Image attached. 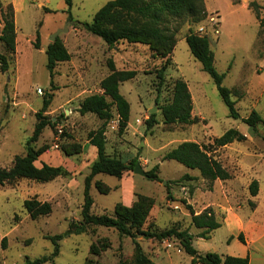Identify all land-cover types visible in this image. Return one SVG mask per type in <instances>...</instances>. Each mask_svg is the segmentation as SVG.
Here are the masks:
<instances>
[{
    "label": "rangeland",
    "instance_id": "obj_1",
    "mask_svg": "<svg viewBox=\"0 0 264 264\" xmlns=\"http://www.w3.org/2000/svg\"><path fill=\"white\" fill-rule=\"evenodd\" d=\"M0 1L5 7L13 0ZM107 1L72 0V20H68L65 0H14L15 52L10 54L0 42V51L8 60L7 70L0 71V167H9L15 155L24 154L36 123L35 113L49 94L51 101L43 114L54 121V126H46L35 143L36 148H47L35 165H61L63 153L59 148L75 150L68 145L87 140V132L102 122L92 113L80 115L76 111L84 96L102 91L99 82L109 73L108 61H113L116 69H134L135 77L119 86L130 104L127 126L119 133L114 114L105 133L111 156L126 163L135 158L144 171L157 165L153 172L159 180L126 170L135 185L133 231L159 232L172 226L187 229L194 235L192 245L198 253L222 255L231 240L229 226L224 224L240 208L241 214L248 211L243 206L249 207V183L256 179L258 185L264 184V124L252 129L241 120L252 110L264 119V0H204L205 19L173 23L175 44L165 56L154 54L148 45L127 41L108 47L100 37L75 24L90 22ZM2 25L0 12V30ZM58 29L62 30L56 37L66 46L70 59L58 62L51 78L44 51ZM36 30L39 48L34 47ZM189 30L208 37L214 67L224 73L222 85L232 91L238 118L229 116L211 76L190 53L184 39ZM161 66L164 75L158 87L157 69ZM177 78L187 83L191 114L197 118L193 124L163 123L161 106L171 101L172 83ZM151 113L157 122L147 128L145 119ZM231 127L242 132L245 139L214 146V137ZM186 140L206 147L229 178L208 180L197 169L163 160L164 153ZM80 170L79 175H87V168ZM120 178L104 173L91 178L92 213L114 215L115 204L122 200ZM83 181L69 172L47 182L21 178L0 185V264H23L26 258L49 255L53 244L47 237L54 234H64L58 241V254L42 264H133L131 237L120 235L114 228L89 224L82 233L67 232L70 224L81 221ZM96 181L103 188L108 186V192H99ZM33 197L49 202L51 212L31 219L23 201ZM188 204L197 213L210 207L222 225L207 238L197 237L202 229L190 225ZM135 239L158 264H191V257L174 238L158 241L138 234Z\"/></svg>",
    "mask_w": 264,
    "mask_h": 264
},
{
    "label": "trees",
    "instance_id": "obj_2",
    "mask_svg": "<svg viewBox=\"0 0 264 264\" xmlns=\"http://www.w3.org/2000/svg\"><path fill=\"white\" fill-rule=\"evenodd\" d=\"M65 3L68 7V20H72L70 13L72 0H65ZM0 12L3 21L0 30V42L10 54H13L15 52L16 29L12 4L8 3L3 7L0 1ZM206 15L204 0H108L94 13L90 22H74L85 31L100 37L108 47H113L120 41H127L129 43L148 45L154 54L165 56L175 44L174 31L176 25H173V23L180 24L182 21L197 23L205 19ZM39 37V32L36 30L35 48H39ZM184 39L192 56L201 63L202 69L211 76L223 102L228 108L229 116L238 118L239 114L234 106L235 101L231 98L232 91L222 85L224 73H219L214 67V53L209 46L208 37L189 30L185 34ZM44 52L46 55V68L52 78L56 64L68 61L70 53L58 37L47 44ZM108 67L109 73L99 82V87L102 91L84 96L78 104L77 111L80 115L92 113L102 122L96 129L89 130L86 135L89 143L96 148L97 158L91 164L89 173L84 177L81 221H79L78 225L70 224L67 232L82 233L89 224L114 228L120 235L131 237L133 243V264H158L144 253L141 245L135 239L138 234L158 241L166 238L176 239L180 248L191 257V264H248L247 256L219 255L216 252L198 253L192 245L194 235L187 229H179L172 226L159 232L150 231L149 229L146 231L136 229V232H134L133 227L136 221L135 214L132 212V204L126 206L120 202L116 203L113 216L98 215L90 211L93 203L89 193L91 178L99 173L120 178L124 171L133 170L134 165L137 163L135 158L126 163L120 157L108 155L105 150L106 126L113 119L114 114L117 115L119 133L123 132L129 120L130 104L120 92L119 86L122 82L130 80L136 75V70L134 69H116L111 60L108 61ZM7 68V57L0 51V71L5 72ZM163 75L164 67L161 66L157 69L158 87L162 85ZM50 101L51 94L47 98H43L40 109L35 113L36 123L32 135L26 141L24 154L15 155L9 167H0V185L13 183L21 178L47 182L57 176L69 174L61 165L53 166L45 162H42L41 166L35 165L38 156L47 149L45 147L36 148L35 143L46 126L51 129L54 126V121L43 114ZM191 111V95L187 83L183 79L177 78L172 83L171 101L161 106L163 123L166 125L176 123L193 124L197 122V118L192 116ZM241 120L252 129H255L258 123L264 124V119L256 110H252L248 116L242 117ZM156 122L154 113L149 114L148 118L145 119L147 128ZM244 139L245 135L242 132L231 127L220 136L214 137L213 145L221 147L233 141H242ZM68 147L75 148V150H70L67 147H61L59 150L66 156L79 154L82 150L81 143L68 145ZM162 158L163 160H175L189 169H197L200 175L208 180H225L229 178L226 169L208 153L206 147L195 141L186 140L178 143L164 153ZM155 168H157V165L146 171L147 177L152 180H159L153 172ZM184 177L190 178L188 175H184ZM94 185L101 193H107L109 190L108 186L103 188L99 181H96ZM248 189L250 195H256L258 191L257 181L252 180L248 185ZM249 204L253 206V202L250 201ZM23 206L31 219L48 215L51 212L49 202L38 200L35 197L25 199ZM188 208L190 225L202 229L197 237L207 238V234L210 231L220 227L221 223L217 220L210 207L204 208L199 213L194 212L189 204ZM63 236L64 234L48 236L47 238L53 244L51 253L32 260L26 258L23 264H42L52 260L58 254V241ZM238 239L243 241L241 234L238 235Z\"/></svg>",
    "mask_w": 264,
    "mask_h": 264
},
{
    "label": "crops",
    "instance_id": "obj_3",
    "mask_svg": "<svg viewBox=\"0 0 264 264\" xmlns=\"http://www.w3.org/2000/svg\"><path fill=\"white\" fill-rule=\"evenodd\" d=\"M11 3L13 4L14 10L16 12V2H14L13 0L11 1ZM76 112L78 113V111ZM105 133H107V131H105ZM81 144L82 150L79 154L73 156H66L63 154V157L60 159V163L58 164H61V166H63L68 172H71L74 175V178L84 180V177L86 175H84L83 172L82 175H79V173L81 172L80 169L82 167L87 168L88 174L91 164L97 158V153L96 148L91 145L88 140H84L83 142H81ZM105 150L106 153L110 155L107 152V146ZM45 154V152L42 153V158H44ZM76 161H79V164L74 163ZM126 174L127 172L124 171L120 178L122 182L121 203L126 206H130L132 204V201L134 200L133 189L135 188V185L132 174ZM247 201L248 203H250V201L253 202V206L251 207L250 204L249 207L243 206L246 207L248 211H245L243 214H241L239 213V210H241L242 208H240L236 214H233L232 216L230 215L227 222L224 224L229 226V231L231 232V240L227 242L226 253L222 255H232L240 257L247 256L248 264H264V184L262 185L260 182L256 195L252 196L248 194ZM219 222L221 223V221ZM239 234L242 235L243 241L238 239Z\"/></svg>",
    "mask_w": 264,
    "mask_h": 264
},
{
    "label": "water",
    "instance_id": "obj_4",
    "mask_svg": "<svg viewBox=\"0 0 264 264\" xmlns=\"http://www.w3.org/2000/svg\"><path fill=\"white\" fill-rule=\"evenodd\" d=\"M62 29H58L57 31H55L54 33L51 34L49 40L51 42H53L56 38V36L58 35V33L61 31ZM135 174H139V175H142V176H145L147 177V173L146 171L143 170V168L141 167L140 163L137 162L134 167H133V170H132Z\"/></svg>",
    "mask_w": 264,
    "mask_h": 264
},
{
    "label": "built area",
    "instance_id": "obj_5",
    "mask_svg": "<svg viewBox=\"0 0 264 264\" xmlns=\"http://www.w3.org/2000/svg\"><path fill=\"white\" fill-rule=\"evenodd\" d=\"M39 92H41V90L40 89H37Z\"/></svg>",
    "mask_w": 264,
    "mask_h": 264
}]
</instances>
